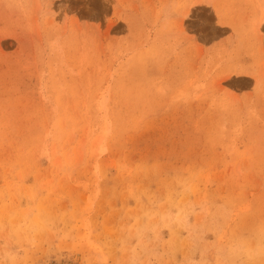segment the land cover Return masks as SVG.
<instances>
[{"label": "rangeland", "instance_id": "rangeland-1", "mask_svg": "<svg viewBox=\"0 0 264 264\" xmlns=\"http://www.w3.org/2000/svg\"><path fill=\"white\" fill-rule=\"evenodd\" d=\"M98 259L264 264V0H0V264Z\"/></svg>", "mask_w": 264, "mask_h": 264}, {"label": "bare ground", "instance_id": "bare-ground-1", "mask_svg": "<svg viewBox=\"0 0 264 264\" xmlns=\"http://www.w3.org/2000/svg\"><path fill=\"white\" fill-rule=\"evenodd\" d=\"M107 256V255H106ZM100 258V257H99ZM99 260V259H98ZM98 262H100V264H106V262L105 261H103V260H99Z\"/></svg>", "mask_w": 264, "mask_h": 264}]
</instances>
